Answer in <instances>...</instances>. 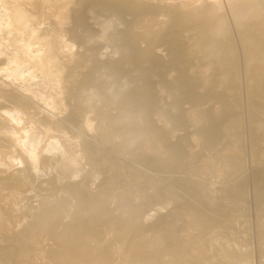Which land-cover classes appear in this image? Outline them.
<instances>
[{"label":"bare ground","instance_id":"obj_1","mask_svg":"<svg viewBox=\"0 0 264 264\" xmlns=\"http://www.w3.org/2000/svg\"><path fill=\"white\" fill-rule=\"evenodd\" d=\"M155 1L158 2L0 0V195L4 194L6 184L11 187L3 196V208L0 206V264H136V258L146 250L155 251L151 258L154 264H250L252 261L247 253L239 255L234 252L232 247L236 242L228 240L232 231L229 211L243 206L246 183L239 177L243 174L242 150L239 147V129L242 126L235 123L236 119L230 114H226L227 110L235 108L237 104L229 103L227 97H224L230 93L237 95L239 90L243 91L251 112V121L258 119L260 122L251 129L253 132L250 133V144L254 152L257 151L255 154L258 158L264 159V0H224L227 12L222 0H191L199 2L200 5L196 7V3L193 8V4L188 2L192 6L180 8L175 4L176 9L172 7L174 1L178 0H159L163 6H158ZM52 7L54 10H51ZM95 8L107 14L111 11L118 19H123L124 13L132 15L131 22L126 23L123 34H120L126 44L125 46L122 43L126 47L124 49L127 52L134 51L133 60L143 59L153 53L156 44L165 39L162 33L171 31V36L169 35L166 42L172 48L171 57L176 60L174 70L180 71V84L188 85V91L184 95L178 97L177 94L174 111L181 104L183 97L193 109L202 108L201 106L211 98L218 101V105L215 102L217 106L210 108L208 112L197 113L196 110L195 112L191 108L189 111L187 109V118L193 119L191 123L202 121L204 125L201 128L200 123L201 129L192 132L191 137L182 144L169 145L167 153H164V164L150 156H141L140 168L126 159L127 148L115 152V143L114 153L104 151L103 148L107 145L106 136L102 133L96 136L87 134V131L93 132L91 130L96 127L91 123V116L86 114L90 111L89 107L83 113L86 115H81L82 117L79 115L82 111L79 112L81 109L78 108L77 118L81 117L77 119L79 122L73 114L76 110L73 113L68 111L70 101L74 98L77 100L85 88L91 85L100 88L103 84L101 72L93 73L92 68L87 71L89 73L82 74L80 80L76 79L90 63L87 56L92 55L87 53L91 36L89 31V39L87 34H84L87 32L83 30L85 14L82 12L87 10L89 13ZM80 9L83 10L79 13ZM91 12L90 14L93 13ZM160 18L164 21L171 20L170 24H167L168 27L161 25L163 21ZM190 31L192 35L185 41L184 36ZM74 37L79 39L78 42L75 39L77 47L74 45L76 42L72 41ZM68 42L69 45L70 42H75L73 45L78 49L72 48L67 54H63L62 45ZM140 42L145 43V49H139ZM105 65L102 68H105ZM97 67L95 66V69ZM141 78L144 81L141 84L142 90L147 89L148 76L143 68ZM195 87L206 94L203 92L204 95H200L202 91L199 94L194 93ZM149 101L141 103L131 96L124 102V108L130 109L138 105L143 120L147 117L151 105ZM213 101L211 100L212 103ZM183 116L177 117L171 113L165 121L172 124L171 127L178 128L184 122ZM237 117L240 119V116ZM206 124L208 126H205ZM195 126L198 127L197 124ZM75 129L77 131H74ZM218 131H221L223 141L225 139L223 143L216 137ZM84 138L90 140H83ZM163 139L156 138L150 143L153 139L150 141L149 138L147 148H159ZM111 140L113 141L112 138ZM123 145H126L125 142ZM183 149L187 154L180 157V151ZM95 156L102 161L99 162L98 171L109 176L99 192L91 191L86 180L72 181L81 160L89 161ZM190 157L195 159L194 166L187 169L186 161ZM89 163L87 165L91 166V162ZM171 164L177 165L178 169L171 171ZM183 169H186L184 171L187 174L182 172ZM148 171L153 173L150 178L153 186L160 184L164 177L169 180V184L159 189L154 199L157 211H163L172 202L175 208L173 207L165 218H161V222L158 219V223L151 222L147 228L144 225L145 228L142 226L132 229L121 223L115 224L117 220L103 221L104 218L101 219V214L98 215L97 208L101 202L110 204L114 199L115 196L110 194L111 186L115 184L120 190L122 184L129 180L130 185L139 194V180L141 181ZM41 173L50 176L42 179L39 176ZM229 173L235 177L230 181L228 188L221 190L219 197L214 195L216 188L212 189L211 186ZM256 173L254 179L259 189L257 195L264 204V171ZM96 174L97 170L91 167L85 177L94 180L97 178ZM4 179L7 180L5 184ZM62 180L66 181L59 190L61 194L64 193L75 200L73 208L75 205L76 212L74 213L72 208H66L64 201L68 198L64 194L65 200H60L53 208L48 207L49 210H46L47 205L44 204L45 214L40 220L36 219L34 224L35 227H42L43 233L38 241H33L25 225L28 216L25 218L21 209L27 206L28 210L30 208V196L27 197L26 192H44L51 196L57 190V182ZM72 216H75V219L69 221ZM101 223L108 224L109 227L112 224L117 226L111 228L114 234L116 230L124 237V248L118 245L120 241L114 243L115 239L119 238L118 233L115 236L117 238L106 234L105 242L97 241L99 237L102 239L103 235L99 228ZM56 227L60 228L57 230ZM257 227L264 239V210L258 214Z\"/></svg>","mask_w":264,"mask_h":264},{"label":"rangeland","instance_id":"obj_2","mask_svg":"<svg viewBox=\"0 0 264 264\" xmlns=\"http://www.w3.org/2000/svg\"><path fill=\"white\" fill-rule=\"evenodd\" d=\"M35 1H37V0H32V2H35ZM185 1L186 0H178L176 2L174 1V5L172 8L176 9V5H179L178 7H180V8L183 6H187V5L192 6V5H189L188 2L190 4H193V8H195L196 3H198V5L196 7H198L200 5L199 2H192L193 0L192 1L187 0V2H185ZM222 2H223V6L227 12V6H225L226 3L224 2V0H222ZM177 3H179V4H177ZM155 4H157L158 6H163V4L159 2V0H158V2L155 1ZM52 9L54 10L53 7L51 8V10ZM82 10L83 9H80L79 13L82 12ZM47 11H50V10H47ZM84 11L85 10H83V12H82L85 14V15H83L84 16L83 17L84 18L83 19V23H84L83 30L85 29L84 31L87 32L84 34H87L88 39L91 36L90 40H89L90 42L87 44L88 47L86 46L88 49L87 53L89 52V54H92L93 56L92 55L87 56L88 59L90 60V63L87 67L88 70H87V68H84L82 73L81 74L79 73L77 75L76 79L80 80L82 78V74L89 73L87 71L91 70V68H92V70H91L92 72L93 71L94 72H101L100 74H101V80H102L103 84H102V87H100V88H98V87L96 88L93 85H91V86L88 85L90 87L86 86L88 89L85 88L84 89L85 91L83 90L84 93L82 92L81 96H79V98L77 97V100L74 98V100L70 101L71 103H69V107H68L69 110L68 111L73 113L76 110V112L73 113L76 116V121H78L83 115L87 114L88 116H91L90 120L92 122L91 121L90 122L93 124V126H96L97 128L94 127V130H91L93 132L87 131V134H91L92 136H96V135L102 133L103 136H106L107 145L103 148L104 151H106V152L110 151L111 153H114L113 149L117 144V146L115 147V152H116V150L121 151L122 148L125 150L127 148L128 150H126V153H127L126 159L132 161L134 164L136 163L135 165H137V166L139 165L138 167L142 166V164L140 163L141 156H150L152 158L157 159L159 161V163L164 164L166 162L164 160V153H167V149H169V147H168L169 145L175 146L177 144H179V145L182 144L183 141L188 140L191 137L192 132H196V130L198 131V129L200 130L204 125V123L202 121H200L199 123L196 122L195 124H193L194 121L192 123L190 122L193 119L191 117H190L191 119L189 117H188L189 119L187 118V113H186L187 109L189 111L190 108L191 109H193V108H192V105L190 103H188L186 100H183V98L185 99V97H183V98L181 97L182 98V100H180L181 104L176 109V111H174V109H173V107L175 105L174 101H176L175 99L178 98L179 95H181V94L184 95L188 91L187 90L188 85H183L182 83L180 84V81H179V78H180L179 72L180 71L177 72V70H174L175 69L174 66L176 65L175 64L176 60L174 61V59L171 57L172 48L170 47L168 42H166V41H168L169 37L171 36V34H170L171 31L168 30V32H167V30H166V33L164 31L165 34L162 33V35H164L163 37L165 39L163 38L164 40H161L159 43L156 44V46H155L156 48L154 49L153 53H151L150 55H146V57L143 59L133 60L134 51L127 52V50H125L126 44L123 41L124 40L122 37L123 35L121 36V34H123L124 29L126 28L127 24H129L131 22L132 15H130L128 13L130 15V16H128L127 13H124L123 15H125V16L122 15V17H124V18L122 19L120 17V19L122 20L121 21L111 11H108V14H107V12H102L96 8L94 10H91L93 13L91 11H89V13H88L87 10L85 12ZM90 12L92 14H90ZM116 18H117V20H116ZM160 20L163 21L161 23V25L167 26V27H168L167 24H170V22H171V20L164 21V19H162V18H160ZM164 23H165V25H164ZM112 26H114V27H112ZM102 28H104L103 31L101 30ZM112 30H113V32H112ZM88 31H89L90 36L88 34ZM191 32L192 31H190L187 35L184 36L185 37L184 39H186L185 41H187L188 38L190 37V35H192ZM119 34H120V37H119ZM73 39L74 40H72V41H75V39H77L76 40L77 42L79 40L77 37L76 38L74 37ZM91 40H93V41H91ZM121 40H122V42H121ZM77 42L75 44L70 42V45H69V42L66 44H63L62 45V46H64V47H62L63 54L64 53L67 54L68 53L67 51H70L72 48L74 50H77L78 49V48H76ZM92 42H93V44H92ZM142 44H143L142 42L139 43V46L141 45V47L139 48L140 50L141 49L143 50V48L144 49L146 48L145 43L143 45ZM67 46H68V48H67ZM69 47H70V49H69ZM124 47H125V49H124ZM87 53H86V55H87ZM94 53H95V55H94ZM96 55L98 58H96ZM154 55L156 57H154ZM91 57L93 59L96 58L95 59L96 62L94 60H91L92 59ZM131 57H132V59H131ZM92 63H94V64H92ZM104 64H106L105 68H102V67H104ZM100 65H103V66L100 67ZM95 66L96 67L98 66L97 69L102 68L101 71L99 69L97 71V69H95ZM142 68H143V71L145 69V72L148 76V79H147L148 88L144 89V90H142V88H141V86H142L141 84L144 81L142 78L140 79ZM104 69H107V70L104 71ZM149 73L151 75H148ZM193 89H194L193 90L194 93L197 92L196 94H199L201 91L202 92L200 95H204V93H205V91L199 90V88L195 87ZM239 91H238L237 95L234 93H230V94H228L229 96L228 95L225 96L224 99H226V97H227L226 100L229 103L235 102L237 104L235 106V108L232 107L231 110H227L226 114L227 115L230 114V116H232V118H234L236 120L239 119L237 116H240L239 121L241 123H238L239 121L237 122L236 120L234 122L237 123L239 126H242L241 128L238 127V128H240L239 130H240V135H241L239 147L242 150L241 172L243 173L239 177H240V180H243L246 183V184L244 183L245 187H246L245 188L246 194H245V198H244L243 203H242L243 206L241 208L232 209L231 211H233V213L231 211H229V215L231 216V230L232 231L230 233L231 236H229L228 240H230V241L232 240V241L236 242L232 247V250L234 252H236L239 255H244L245 253L248 254V256L250 257V260H252V261H250V264L251 263L252 264H260V263L263 264L264 263V243H263L264 239L261 236V234L259 233V229H258L257 225H258V214H260V212L264 210V204L261 202V200L259 199V197L257 195L259 189H257L254 178H255V174H257L256 172H259L260 170L264 171V165H263L264 159L261 158L262 159L261 160L258 158V155L255 154V152H257V151L254 152L253 146L250 144L251 143L250 138L252 135L250 133L253 132L252 131L253 128L258 126L260 124V122L258 121V119H257V121H255L256 119H254V121H251V117H250L251 112L249 109L248 102H246L247 99L245 98L243 91L242 90H239ZM177 94H178V97H177ZM131 96L133 98L138 99V101H140L141 103L146 102V101L148 102L149 100H153L151 102L149 101V105H150V103H151V105L149 106L150 108L148 109V113L146 114L147 117L145 116V118H143V120H142L141 111H140L141 109L138 105L133 107V108L131 107L130 109H128L126 107L124 108V106H125L124 102L126 101L127 98H129ZM209 100H210V102H209ZM209 100L204 103V104H209V105L203 104V106H201L202 108L198 107V109L195 108L193 110L194 111L196 110L197 113L205 112V111L208 112V111H210V108L218 105V103H217L218 101L216 100V98H214V99L211 98ZM211 100L212 101L214 100L213 103L211 102ZM78 101L80 103L83 102L84 104L82 103L80 105V103H78ZM215 102L217 103V105L214 104ZM74 104L77 105L78 107L76 108V106ZM210 104H213V106H211ZM79 106L80 107L82 106V107L80 108ZM91 106H94V107H91ZM204 106L205 107L207 106L206 109ZM72 107H74L76 109H74ZM88 107H89L90 111L88 110ZM78 108L81 110L79 111ZM208 108H209V110H207ZM198 110H200V111L198 112ZM77 111H79V112L82 111V113L79 114V112H77ZM84 112H86V114H83ZM170 112L177 117L183 116V114H184V116H183L184 122H183L182 126H180L178 128L172 126L173 127L172 128L171 127L172 124L167 123L165 121L167 116L171 115ZM163 113L165 116L163 115ZM78 114L80 116L81 115L82 116L81 117L79 116V118H77ZM166 114H168V115H166ZM139 115L141 117H139ZM92 116L94 119L95 118L96 119L95 120L92 119ZM146 118H148L149 120H146ZM260 119L263 121L264 118L262 119L260 117ZM250 121L252 124L254 123L253 124L254 126L250 123ZM200 123H202V124H200ZM196 124L198 125V127L195 126ZM199 124H200L201 128L199 127ZM255 124H257V125H255ZM168 125H170V126H168ZM205 126H208V125L206 124ZM250 126H252V127H250ZM74 131H77V130L75 129ZM114 131H115V133H113ZM110 132H111V134H110ZM116 133H118V134H116ZM112 134L113 135L115 134L116 136L113 137ZM107 136H108V138H107ZM221 136H222L221 131H218L216 133V137L218 138L219 141L221 140V143H223L225 141V139L223 141V138H221ZM111 138L113 139V141L111 140ZM149 138H150V141L152 139L153 140L150 142L148 140ZM154 138L155 139L156 138H164L162 145L156 149L155 148L148 149L147 148V145L149 144L148 142L153 143L155 141ZM217 138H216V140H217ZM83 140H90V139L84 138ZM109 141L112 144H110ZM127 141H129V142H127ZM124 142L126 144L125 146L123 145ZM108 143L110 146L108 145ZM114 143H115V146H113ZM128 144L129 145L131 144V145L127 146ZM112 146H113V148H112ZM119 146L120 147L123 146V147L120 148ZM117 147H119V148H117ZM180 152H181L180 157H184L187 154L186 151H184V149L181 150ZM137 157H139V158H137ZM96 158H97V160H96ZM194 161H195L194 157H190L186 161L187 165H188L187 169L192 168L194 166ZM89 162H91V166L87 165ZM99 162L102 163L101 159L96 157V156L89 159V161H88V159L83 160V161L81 160V163H79V166H78V171H76V174H74L72 181L73 182L74 181L75 182H82V180L83 181L86 180L87 183L89 182V186H90L89 189L91 191L99 192L100 190H102L104 187V184L107 183L106 179H108L109 176L108 175L106 176V174L102 173L101 171H98L99 165H100ZM95 165H97V166L95 167ZM91 167L93 169L97 170V174H96L97 178H94V180L93 179L88 180V178L85 177L88 173L89 168H91ZM169 167H170L171 171H175L178 169V166L174 165V164H171ZM140 168H142V167H140ZM257 169L258 170L260 169V170L257 171ZM79 170H81V172ZM184 170L186 171V169L182 170L183 173L185 172ZM47 172L49 173V171H47ZM46 173H45V175H43V173H41L39 175L40 178L45 179L46 177L50 176V174L46 175ZM148 173L145 174L143 179L141 178V181L139 180V186L140 187H139L138 191L141 192V193H139L140 195L136 192V189L134 190V188L130 185L131 183L129 182V180H126L125 184L124 183L122 184L123 186L120 187V190L117 189V186L115 184L114 185L110 184L112 186H111V188H110V186L108 188H110L111 191L109 189L108 190L110 192H112V193L109 192L111 194V196L112 195L115 196L114 199H112V201L109 202L110 204H107V203L103 204L101 202L99 207L97 208L98 210L96 209L97 213H99L98 215L101 214L100 215L102 217L101 219L104 218L103 221H106L108 219L106 222H108V221L115 222V220H117L115 222V224L117 223V225H120V223H121V225H126L127 227H130L132 229H136V227L141 228L142 226H143L142 228H145L144 225L147 228L149 225H151L150 224L151 222L156 224L160 221L161 218L163 219L166 217V215L174 207L173 202L170 203V205L168 204V207L163 209V211L161 210L158 212L154 199L157 196V194L159 193V191H160L159 189H163V187H165L169 184V180L166 177H164L163 178L164 182L163 181L159 182L160 184H158L157 186L156 185L153 186V185H151V181H150V178L153 176V173H150L149 171H148ZM150 174H151V176H150ZM184 174H187V173L185 172ZM234 177L235 176H233L231 173L226 174L225 176H223L221 178V180L217 181L215 183V185H212L211 186L212 189L216 188L214 195L219 197L222 194L221 190H225L226 188H228L230 181ZM92 180H93V182H92ZM65 181L66 180H62V181L57 182V184H56L57 187L55 185V189L57 188V190H55L54 195L52 194L51 196L48 195L49 193H44V192L38 193L35 191L26 192L24 189H22V191L26 192L27 197L30 196V200H31L30 201L28 198L29 202L27 201L29 203L28 205H30L29 210H28L29 206H27L25 208H21V209L23 210V214H25V218L28 216L25 219V225L27 226L28 230L30 231L29 233L32 235L33 241H35V240L38 241L41 238L40 235L42 236V233H43L42 227L38 228V227L34 226L35 220L36 219L40 220L43 217V215L45 214L46 210H49L51 207L53 208V206L56 205L57 203H59L60 200L64 199L66 194H64V193L61 194V191L59 190V188H61L63 186ZM3 182L5 184V183H7V180L4 179ZM103 182H105V183H103ZM127 182H129V183H127ZM161 184H163V185H161ZM6 185H7V187L4 190V194H6V192H8L10 190L9 188H11L8 186V184H6ZM58 185H60V186L58 187ZM127 185H128V187H127ZM114 186L116 187V188H114L115 190L113 189ZM160 186H161V188H160ZM262 187H264V185ZM156 188H158V189L156 190ZM140 189H141V191H140ZM217 189L219 190L218 192H217ZM219 192H220V194H219ZM4 194L0 195L1 196L0 197V203H1L0 206H2V208H3V202L2 201L4 199L3 198ZM134 194L135 195L137 194L138 196H135ZM47 195L49 197H47ZM124 196H126V198ZM129 196H130V199H129ZM67 198L68 199H66V201H64V203H66L65 204L66 208L74 209V213H75L76 212L75 205L73 208V204H75V200L73 201V198L71 199V197H67ZM44 204H45V206L47 205L46 210H45L46 207L44 208V206H43ZM102 204L104 206H102ZM48 207H49V209H48ZM25 209H27V210H25ZM238 210H239V212H238ZM126 212H127V214H126ZM236 212H238V213H236ZM30 215H31V217H30ZM123 215H125V216H123ZM38 216H39V219H38ZM28 218H30V219L27 220ZM111 218H113V219H111ZM115 218H117V219H115ZM71 219L73 221L75 219V216L70 217L69 221H71ZM158 219H159V221H158ZM28 223H29V225H28ZM105 223H101L99 225V228H101L103 235H102V239L99 237V239L97 241L102 240L101 241L102 243L105 242L106 234L107 235L110 234L109 236H111V234H112L114 237L119 234L118 237L119 238L122 237L120 235V233H118V231H116V230H115L116 234H114L113 229L117 228V226L115 227L114 224H112L113 225V226L111 225V227H113V229H112L111 227H109L108 224H105ZM107 225H108V227H107ZM28 226H30V227H28ZM248 226H250V227H248ZM32 228H33V231H32ZM56 228L58 230V228H60V227H56ZM108 228H109V230H107ZM108 231H109V233H108ZM112 231H113V233H112ZM149 233H150V231H149ZM103 238H104V241H103ZM113 238H112V242L117 237H115L114 239ZM119 238H117V240L115 239L114 243H116V242L118 243V241H120L118 245H120L124 248V246H123L124 245L123 242L125 241L124 237H122L121 240ZM101 242H98V243H101ZM262 247H263V249H262ZM148 252H149V254H148ZM154 253H155L154 250H150V251L146 250V252H144L140 257L138 256L136 258L135 263L136 264H154V262L151 260ZM158 253H160V252H158ZM241 253H244V254H241ZM160 256H161V254H160ZM262 257H263V259H262ZM13 263L15 264V262H13ZM13 263H11V264H13Z\"/></svg>","mask_w":264,"mask_h":264}]
</instances>
